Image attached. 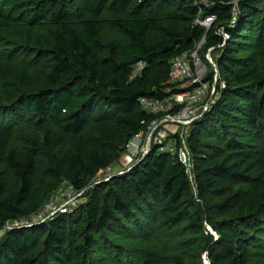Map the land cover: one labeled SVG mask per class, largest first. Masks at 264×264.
I'll return each instance as SVG.
<instances>
[{
	"label": "trees",
	"instance_id": "obj_1",
	"mask_svg": "<svg viewBox=\"0 0 264 264\" xmlns=\"http://www.w3.org/2000/svg\"><path fill=\"white\" fill-rule=\"evenodd\" d=\"M231 1L0 0V225L37 212L64 180L82 190L96 178L72 212L8 230L0 264H203L187 254L198 235L210 264H264L262 157L242 139L264 138V59L240 55L254 42L264 55V0L241 1L234 24ZM208 14L217 21L207 32L196 19ZM219 26L230 35L218 57L225 87L187 129L194 179L178 154L155 148L98 181L159 117L140 99L180 91L172 59L205 33L204 51L222 43ZM239 123L243 135L232 130ZM236 185L250 190L238 203L216 200ZM157 219L183 239L153 248ZM105 232L144 243L117 244Z\"/></svg>",
	"mask_w": 264,
	"mask_h": 264
},
{
	"label": "built area",
	"instance_id": "obj_2",
	"mask_svg": "<svg viewBox=\"0 0 264 264\" xmlns=\"http://www.w3.org/2000/svg\"><path fill=\"white\" fill-rule=\"evenodd\" d=\"M194 1L206 7L213 3V0ZM241 1L243 0L231 1L233 20L230 24H234L238 20ZM215 21H217L215 14H208L204 17L198 16L196 19V23L207 32ZM217 33L222 36V43L217 46H210L205 51L204 57L200 55V51L204 50V45L207 43L206 33L192 50L172 59L170 81L177 83V87L181 89L180 91L171 93L164 98L143 97L140 99L141 105L145 110L159 117L151 122L146 134L143 132L137 134L127 144V151L131 157H145L154 148H157L160 152L176 153L186 166L190 177L194 179V161L192 152L187 144V129L208 112L216 102L219 94L218 85L220 84L221 88L225 87V82H220L218 57L230 39V35L223 26L217 27ZM143 66L144 63L142 61L138 62L134 68L133 75L137 76L140 74ZM209 68L211 72H209ZM170 124L182 126L183 131L177 132V129L169 130L167 126ZM132 167L129 166L126 170ZM126 170H113V167L110 166L101 171V173L106 172L104 177H99L100 173L97 178L98 181H107L114 175L126 172ZM62 183L64 186L57 193L54 192L51 198L37 212L20 220L7 221L2 227L8 231L16 227H24L21 225L33 226L35 223L40 224L39 222L44 223L52 220L59 214L72 212L78 205V197L84 193V190L76 189L68 180Z\"/></svg>",
	"mask_w": 264,
	"mask_h": 264
},
{
	"label": "rangeland",
	"instance_id": "obj_3",
	"mask_svg": "<svg viewBox=\"0 0 264 264\" xmlns=\"http://www.w3.org/2000/svg\"><path fill=\"white\" fill-rule=\"evenodd\" d=\"M263 6V4L261 5ZM233 19L229 20V22H232ZM235 21V20H234ZM233 21V22H234ZM259 43L258 42H254L253 46L251 48H248L247 51H241L240 52V55L242 54H246V55H251L253 57H257V60H262L264 59V55L263 54H260V48L259 46H257ZM261 46L264 47V43H261ZM204 54H205V51L204 50H201L200 51V55L202 57H204ZM209 72H211L210 68H209ZM220 95V92L219 94L217 95V97ZM247 109L250 110V105L247 106ZM229 124H233V122H230ZM242 124V123H241ZM239 123V125L237 126H234L232 125V130L236 133H239L240 135H243L244 134V130H243V124L241 125ZM242 126V127H240ZM169 130H173V129H177L176 131L177 132H181L183 131V127L182 126H176V125H173V124H170L167 126ZM242 129V130H241ZM241 130V131H240ZM27 131L28 129H20L18 131L15 132V138H20V136L24 135L26 136L27 134ZM262 132V130H261ZM243 133V134H242ZM243 140L245 141H248V142H252L253 144H255V151L258 153L257 154H260L261 157H262V167L264 169V138L260 141H254L252 139H247V138H242ZM17 139H15L16 141ZM188 144V142H187ZM189 146V145H188ZM193 157V155H192ZM144 157H141V156H137L135 158L131 157L129 154H128V151H127V147H126V151L123 152L121 158L118 160V162L115 164V167H113V170H120V169H127L129 166H134L135 164L139 163ZM194 166V165H193ZM253 172L250 173V175H252ZM104 175H106V172L105 173H101L99 177H104ZM96 179V178H95ZM95 179L93 181H95ZM65 181V180H64ZM92 181V183H93ZM92 183L88 185V187L86 188H83L82 190H84V193L78 197V202H81L83 201V198H84V195H85V192L87 189H89L91 186H92ZM64 186V184L62 183L61 186L59 187V189L56 191V193L60 190V188ZM249 187L248 186H233L232 188L228 189L226 193H224L222 196L218 197L216 200L218 201H224L225 199H230L233 201V203H238L242 198L243 196L249 192ZM210 202V200H207L206 203L208 205V203ZM237 215V213L235 211H231L229 213H226L224 215L225 218H235V216ZM24 218V217H22ZM20 218V219H22ZM18 219V220H20ZM39 222V220H37ZM40 224H42V222H39ZM35 225H39V224H36ZM21 226H26V227H30V225H21ZM18 228H23V227H16L15 229H18ZM151 228V227H150ZM6 228H3L2 225H0V239L6 234ZM153 234H149L150 238H151V241H150V245L153 247V248H158L160 245H163L165 243V240H168L170 239L171 237L174 238V240H176L177 242H180L183 238H182V235H179V233H176L175 231H172L171 229H166L163 224H162V219L160 220H155L154 221V226H153ZM207 229L210 230V232L212 234H214V237L216 239L219 238V235L213 230V228L208 224L207 225ZM106 233V237L109 238L110 241L114 242V243H117V244H126L128 245L129 247L131 246H142V244L144 243V240H143V235H141V238L138 239L140 240V245H137V243H133V241H126V240H123L121 237H117V235H114L113 233H108V232H105ZM119 236V235H118ZM186 236H188L187 238H191L193 235L192 234H187ZM202 237L198 235V237L196 238V241L193 242V246H196L195 249H192V247L188 248L187 250V254L189 253V257L192 259H196L198 256V259L199 260H202L203 261V264H210V260H209V257H208V249H206V246H207V243L203 242L202 241ZM191 245V246H192ZM191 254V255H190ZM200 255H201V258H200ZM259 257L261 256L262 259L261 260H264V254H260L258 253ZM260 257V258H261ZM98 258V257H97ZM255 262L257 260V263H259L258 260L260 259H254ZM264 263V261L262 262ZM100 264H112L110 260H107L106 258L102 257V259L100 260Z\"/></svg>",
	"mask_w": 264,
	"mask_h": 264
},
{
	"label": "water",
	"instance_id": "obj_4",
	"mask_svg": "<svg viewBox=\"0 0 264 264\" xmlns=\"http://www.w3.org/2000/svg\"><path fill=\"white\" fill-rule=\"evenodd\" d=\"M155 149V148H154Z\"/></svg>",
	"mask_w": 264,
	"mask_h": 264
}]
</instances>
